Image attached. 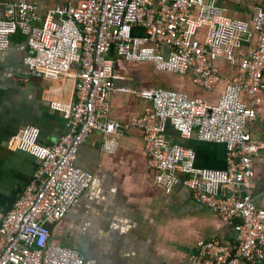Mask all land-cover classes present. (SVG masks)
<instances>
[{"label": "built area", "instance_id": "1", "mask_svg": "<svg viewBox=\"0 0 264 264\" xmlns=\"http://www.w3.org/2000/svg\"><path fill=\"white\" fill-rule=\"evenodd\" d=\"M20 31L34 55L29 70L48 76L73 71V94L64 111L65 132L49 147L39 130L26 127L17 149L40 166L10 211H0V264H96L73 248L49 240V225L64 217L89 187L92 175L76 165L80 145L94 132L105 154H113L124 132L140 131L152 183L169 191L176 184L212 210L235 233L227 245L198 240L184 264H260L264 261V208L253 198V161L264 141L247 124L256 116L255 97L264 92V0L249 20L231 17L215 0H65L41 10L34 0H14L0 17V51ZM255 36L252 46L240 52ZM149 63L160 72L189 74L194 86L222 89L213 102L183 90L150 86L115 87V61ZM239 72L223 77L216 61ZM132 93L152 110L127 123L110 115L112 93ZM249 97L248 102L241 95ZM169 124L179 136L225 145L224 169L198 167L191 148L164 135Z\"/></svg>", "mask_w": 264, "mask_h": 264}, {"label": "crops", "instance_id": "2", "mask_svg": "<svg viewBox=\"0 0 264 264\" xmlns=\"http://www.w3.org/2000/svg\"><path fill=\"white\" fill-rule=\"evenodd\" d=\"M12 1L0 0V17ZM34 1L44 10L65 0ZM215 3L229 16L249 20L261 0H215ZM254 40L255 36L246 40L239 51H246ZM28 49L26 37L17 31L10 36L9 47L0 51V211L3 212L14 207L40 166L38 159L17 149L22 130L37 128L38 143L51 146L65 132L64 111L73 94V71L57 77L29 70L24 63ZM109 55L115 67L118 65L114 67L118 77L114 80L115 87L167 88L158 84L159 80H153L151 70L139 65L125 71L126 65L113 53ZM216 65L223 77L239 72L223 59L217 60ZM184 75L190 80L189 74H182L181 79ZM174 80L178 81H170ZM221 89V83L212 90L186 88L190 96L209 102L216 100ZM241 100L250 99L242 94ZM110 107L111 118L120 123L152 110L149 100L132 93H112ZM254 107L256 116L247 127L251 136L264 141V92L255 97ZM164 135L191 148L196 166L226 167L224 144L200 141L194 133L181 137L169 124L164 126ZM101 146V135L97 132L80 145L76 165L90 173L92 181L64 217L49 225L51 243L73 248L82 259L96 264H184L198 240L216 238L227 245L234 243V230L196 201L182 184L165 191L152 183L140 131L133 129L118 137L113 154L103 153ZM253 167L254 202L264 208V151L254 159Z\"/></svg>", "mask_w": 264, "mask_h": 264}, {"label": "rangeland", "instance_id": "3", "mask_svg": "<svg viewBox=\"0 0 264 264\" xmlns=\"http://www.w3.org/2000/svg\"><path fill=\"white\" fill-rule=\"evenodd\" d=\"M117 58V57H116ZM119 59V58H117ZM122 61L123 64H125V71H129L130 68H132L133 66H138L140 65L141 68H144L145 70H151L153 73V80H159L157 83L160 84L161 86L167 87V88H173V89H182L184 92H186L188 95V91L186 90L187 87H193L194 85L190 82L189 78L187 76L184 75V79H181V75L179 74H174V73H169V72H160V71H155V69L153 68V66L149 63H138V64H134V63H126L124 62L122 59H120ZM115 68H118V65H116ZM162 78V79H161ZM180 78V79H179ZM168 79L172 80V79H176L178 81L172 82V81H168ZM183 80V81H182ZM166 81V82H165ZM193 85V86H192ZM195 87V86H194Z\"/></svg>", "mask_w": 264, "mask_h": 264}, {"label": "water", "instance_id": "4", "mask_svg": "<svg viewBox=\"0 0 264 264\" xmlns=\"http://www.w3.org/2000/svg\"><path fill=\"white\" fill-rule=\"evenodd\" d=\"M28 55H34V50H32L31 48L28 49Z\"/></svg>", "mask_w": 264, "mask_h": 264}]
</instances>
